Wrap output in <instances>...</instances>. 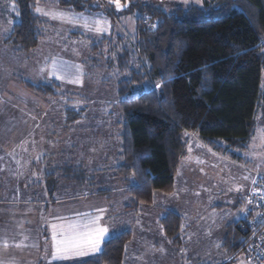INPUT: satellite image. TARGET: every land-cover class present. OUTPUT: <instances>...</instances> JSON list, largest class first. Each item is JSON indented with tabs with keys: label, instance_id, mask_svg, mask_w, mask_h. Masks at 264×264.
I'll return each mask as SVG.
<instances>
[{
	"label": "trees",
	"instance_id": "obj_1",
	"mask_svg": "<svg viewBox=\"0 0 264 264\" xmlns=\"http://www.w3.org/2000/svg\"><path fill=\"white\" fill-rule=\"evenodd\" d=\"M42 1L13 0L17 22L4 42L18 52L38 45L44 19L36 6ZM59 3L83 12L103 10L95 0ZM111 8L117 19L121 14L136 15L134 37L139 51H134L123 30H113L90 38L91 59L101 58L106 44L119 50L120 68L127 74L119 94L136 95L121 109L123 146L115 169L128 185L133 204H151L158 191L174 192L191 133L215 152L243 162L238 149L249 140L258 112L264 108V0H212L204 7L190 4L174 12L142 0L132 2L121 13ZM145 14L151 16V24L143 19ZM135 58L145 60L151 78L141 67L136 70L141 65H133ZM151 81L160 84L158 91ZM22 82L44 97H61V85L56 81ZM72 101L64 106L67 123L85 119V108L77 109L70 105ZM66 166L69 179L87 180L89 172L83 164ZM101 168L102 164L97 172ZM161 222L166 235L176 238L184 217L168 210ZM247 235L242 223L230 224L224 242L227 253L243 251ZM130 240L128 231L115 234L100 254L63 264H125Z\"/></svg>",
	"mask_w": 264,
	"mask_h": 264
},
{
	"label": "crops",
	"instance_id": "obj_2",
	"mask_svg": "<svg viewBox=\"0 0 264 264\" xmlns=\"http://www.w3.org/2000/svg\"><path fill=\"white\" fill-rule=\"evenodd\" d=\"M36 12L44 19V24L34 49L18 52L14 46L4 42L5 35L0 40L8 51L12 50L24 60L27 59L14 64L19 72L4 75L5 83L0 86V264H21L22 261L26 264H63L86 259L100 254L110 237L126 231L131 233V240L127 245L125 264H143L144 261L158 264L161 259H169V264H226L237 260L242 251L227 253L224 247L227 233L215 242L214 236L209 235V228L213 230L211 225L203 232L206 227L203 220L198 219L187 225L184 220L178 237L166 235L161 218L168 210L179 212L185 218L191 205L189 197L186 200L183 198L181 205L176 201L185 192L188 194L187 187H181L183 166L179 167L177 177L181 179L178 184L176 177L175 184L178 185L173 193L158 194V204L135 206L128 185L115 172L123 146L122 126L118 125V146L112 155L109 151L111 134L100 143L98 140L92 143L83 138V127H79L82 123H50V115L57 112L66 121L64 107L59 109L55 106L60 98L44 97L22 82V79L35 84L56 81L69 94L79 91L86 83L84 60L66 52V48L75 50V46L86 44L85 53L91 54L93 44L90 38L110 33L116 23L122 25L120 19L114 17V22L101 10L78 11L70 6H62L59 0L39 2ZM58 13H63V18H53ZM13 15L16 18V13ZM47 27H56L60 35L62 33L67 39H48L49 32H45ZM97 27L102 30L96 31ZM121 27L129 35L124 26ZM47 44L60 45L62 50L54 51L49 62H44L46 59L41 53ZM76 97L80 96L69 95L66 100H76ZM194 137L196 139L187 145L186 161L190 156L191 164L198 161V165H202L205 164L204 156L212 153L216 168L221 161L218 153L197 136ZM88 144L95 149L93 156L91 150L87 154L82 150ZM97 148L102 149L101 157L96 156ZM105 161L111 162L110 166H102L97 172ZM232 161L234 165L237 162ZM67 164H83L89 172L87 180L81 183L69 179ZM187 168L184 167L183 172ZM105 185L110 186L103 189ZM239 202L236 199L234 204ZM92 220L108 229L99 251L82 243L79 251L84 254L78 255L74 250L67 256L58 255L53 240L54 231L59 240L62 238L60 225L88 224ZM53 225H57L55 230ZM246 256L240 257L242 263L252 264ZM227 258L230 259L226 261Z\"/></svg>",
	"mask_w": 264,
	"mask_h": 264
},
{
	"label": "rangeland",
	"instance_id": "obj_3",
	"mask_svg": "<svg viewBox=\"0 0 264 264\" xmlns=\"http://www.w3.org/2000/svg\"><path fill=\"white\" fill-rule=\"evenodd\" d=\"M136 1L137 0H127L123 2V0H105L106 5L109 7V10H106L104 3L95 0L98 6L103 7V10L101 11L107 12V15L114 22H116L114 18L115 11L113 10V8H111V6H114L115 10L121 13L122 9L129 7L132 2ZM206 1L211 2L212 0H148L146 2L145 0H142V2L145 3L149 2L161 6L169 12H174L176 8L180 6L183 8H187L188 6H190V4L204 7ZM14 13L15 6L13 0H0V40L4 35L8 34L10 28L16 22V18H13ZM150 18L151 16L148 14L143 15V19L146 23L148 22V24H151L149 21ZM119 19L120 24L122 25L118 26V24L116 23V27L118 29L114 26V31H122L121 29L123 28L121 26H124V28L129 32L128 38H130L131 43L134 44L132 45L134 51H139L136 46L137 40L134 37L137 26L136 15L121 14ZM45 32H49L48 39H52L53 41L56 38L61 39V37L67 39L65 35L63 36L62 33L60 35V30L56 29V27H47L45 29ZM85 47L86 44H83L82 47L75 46V50L66 48V52L73 53L84 60V70L86 71L85 85L79 91L74 92L76 93V96L80 97H76V100L74 99L72 103L70 102V105H75L77 109L79 107L85 108L86 111L83 114L85 119L78 120L74 123H82L79 124L80 128L83 127L81 128L82 136L92 143L93 141L97 140L100 143V141H104L105 136L111 134L112 143L110 145L109 151L110 154L113 155L118 146V125H121V119L123 117L121 109L123 105H127V103H129V100L136 95L130 97L127 94H119V89L121 87L120 82L127 76L126 73H122L120 68L121 58L118 57V55L120 54L119 50L114 49L113 47H110L108 44H106V48L101 54V58L99 56H96L97 60H89L88 58H93L94 55L92 53H85ZM56 50H62V46L47 44L41 53V56L46 59V61L44 62H49L50 58L52 57L51 54ZM88 54L90 56H88ZM22 61L25 62L27 61V59L24 60L22 56H18V53L16 54L12 50L8 51L7 47L3 46L2 43L0 44V86H3V84L5 83L4 75H11L14 72H19V70L15 68L14 64ZM138 62L141 66H137L136 70L139 71V67H141L142 70H146V74L147 76H149V69L145 60H143L142 62L141 60H137V58H135L133 61V65H138ZM27 75L31 76L30 74H28V72ZM17 76L19 77V75ZM149 78L151 77L149 76ZM151 85L156 91H158L159 87H157V85L160 86V84H155V82L153 83V81H151ZM261 86L262 89H264V69ZM147 87H149V85H147ZM66 93V91L61 90V97H59L60 99L55 102V106H57V108L61 109L66 105L69 106V102L66 100L69 96L67 97V95H62ZM57 114H59V116ZM60 122H63V124L67 123V121L62 120V116H60V113L57 112L55 115H50V123ZM76 129L74 131H76ZM194 136L195 135L191 133L190 136L187 137V145L188 143L196 139ZM83 141L85 140L83 139ZM91 146H94V144H91ZM82 150H85L86 154L89 152V150H91L93 152L92 156L94 155L95 151V149L89 147V144L88 146L86 145V147L82 148ZM96 151V156L101 157L102 149L97 148ZM238 153L244 158V161L241 163L235 161L237 165H234L233 161L226 157V155L218 153V158L221 161L218 165L216 164V168L213 166L214 160L213 157H211L213 155L212 153H210L209 156H204L205 159L203 163L205 164L202 165H198V161H195L196 164L194 163V161H192L193 163L191 164V157L188 156V161H186V158L184 157L185 155L180 161V168L183 166L182 174H180V177H182L181 187L183 189L184 187H187L188 194H186V192L184 191L185 194H183L182 196L180 195V200L178 201L176 199V201L177 204L179 202V204L181 205L180 201H182L183 198L186 200L189 197V199L191 200V205L185 213V224L187 225V223L189 224L190 222L194 223V221H197L198 219L203 220L206 225L203 232H206L207 228L211 225L213 227V230L211 231V229L209 228V235L211 237L212 235L214 236V239L216 240L215 242H217L218 239H221L222 236H224V234L228 232V226L230 224L242 223L244 211L246 208V200L249 194L248 192L250 191L251 183L253 181V174L251 170L264 171V108H261V110L258 112L255 124L251 130L250 138L246 142V144H243V146L238 149ZM209 157H211V159H209ZM101 164L105 168H108L111 162L105 161ZM190 166L191 171L188 169ZM184 167H188L185 172H183L185 170ZM177 179V183L179 184L181 178L179 179L178 176ZM177 185L175 184V186ZM109 186L110 185H105L103 189ZM191 193L192 196L190 197ZM158 194L164 195L167 193L160 191L156 192L153 202L147 205L151 206L155 203L158 204ZM236 199L237 201H240L237 205L234 204V201ZM232 203L233 205H231ZM120 217H122V215ZM191 230L194 229L191 228ZM240 257L247 258L244 249L242 253L237 257V260H234L231 263L226 262V264H243L240 260ZM229 259L227 258L226 261H228ZM150 262L153 263V261ZM169 263V259H161L160 263L158 264ZM21 264L26 263L22 261ZM143 264H149V262L146 263V261H144ZM194 264H198V262H194Z\"/></svg>",
	"mask_w": 264,
	"mask_h": 264
},
{
	"label": "built area",
	"instance_id": "obj_4",
	"mask_svg": "<svg viewBox=\"0 0 264 264\" xmlns=\"http://www.w3.org/2000/svg\"><path fill=\"white\" fill-rule=\"evenodd\" d=\"M98 1L104 3L106 10H109L105 0ZM251 172L253 181L242 219V225L248 231L244 250L252 264H264V171Z\"/></svg>",
	"mask_w": 264,
	"mask_h": 264
},
{
	"label": "snow or ice",
	"instance_id": "obj_5",
	"mask_svg": "<svg viewBox=\"0 0 264 264\" xmlns=\"http://www.w3.org/2000/svg\"><path fill=\"white\" fill-rule=\"evenodd\" d=\"M39 11V9H38ZM47 14V13H46ZM53 18H63V13H58ZM102 29L97 27L96 31ZM159 87V85H157ZM61 239H56V233H53V240L56 244V252L58 255L67 256L68 253L76 250V254H84L79 251L82 243L87 245L95 251H99V245L103 241L105 234L108 232L107 227L99 226L96 220L89 221L88 224H68L60 225ZM54 230L57 225H53Z\"/></svg>",
	"mask_w": 264,
	"mask_h": 264
}]
</instances>
